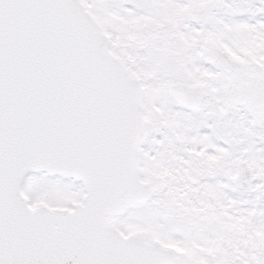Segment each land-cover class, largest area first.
<instances>
[{
  "label": "snow or ice",
  "instance_id": "6c2138e0",
  "mask_svg": "<svg viewBox=\"0 0 264 264\" xmlns=\"http://www.w3.org/2000/svg\"><path fill=\"white\" fill-rule=\"evenodd\" d=\"M0 264H264V0H0Z\"/></svg>",
  "mask_w": 264,
  "mask_h": 264
}]
</instances>
